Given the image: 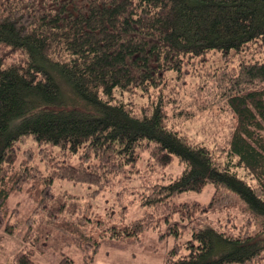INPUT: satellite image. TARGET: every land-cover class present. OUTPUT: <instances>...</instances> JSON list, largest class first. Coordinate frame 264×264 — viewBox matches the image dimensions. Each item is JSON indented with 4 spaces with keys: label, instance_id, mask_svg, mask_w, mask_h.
<instances>
[{
    "label": "trees",
    "instance_id": "obj_1",
    "mask_svg": "<svg viewBox=\"0 0 264 264\" xmlns=\"http://www.w3.org/2000/svg\"><path fill=\"white\" fill-rule=\"evenodd\" d=\"M142 151L152 168L173 156L183 168L142 187L139 219L107 224L53 190L59 178L95 196L137 173ZM73 154L78 165L64 162ZM209 183L259 216L257 231L205 227L179 242L172 223L166 263L264 264V0H0V231L21 223L13 194L32 201L8 264L49 252L75 264L59 241L91 264L101 239L139 242L193 218L202 206L174 199Z\"/></svg>",
    "mask_w": 264,
    "mask_h": 264
},
{
    "label": "rangeland",
    "instance_id": "obj_2",
    "mask_svg": "<svg viewBox=\"0 0 264 264\" xmlns=\"http://www.w3.org/2000/svg\"><path fill=\"white\" fill-rule=\"evenodd\" d=\"M135 99L139 98L135 97ZM22 148L33 149V162L46 172L47 164L39 158L35 142L30 139ZM21 158L20 152L16 160L17 166ZM64 162L72 165L79 164L76 154L65 157ZM149 162L147 151L140 152L137 173H126L118 177L111 186L95 196L91 194L95 189L94 186L59 178H55L53 190L57 194L67 193L89 202L96 217L104 219L107 224L112 225L120 221L129 223L141 218L145 213V208L141 206L139 199L142 187L163 175L177 176L183 168L176 156H173L171 163L163 168H152ZM9 200L11 206L19 209L18 219L21 223L13 234L0 231V264H8L13 254L22 247L21 236L25 229L23 219L32 208V201L24 192L13 194ZM184 201H196L203 210L191 219H181L174 215L169 223L162 222L159 231L143 232L139 242L101 239V245L91 264H167L166 253L174 243L173 236L168 234L169 225L172 223L178 224L181 231L179 242L190 238L193 230L205 227H216L233 234L245 231L253 233L258 229L260 217L248 210L246 204L235 193L222 185L215 186L209 183L199 192H183L174 199L175 203ZM160 233L164 234L161 239H159ZM58 236L60 235L55 233L57 239ZM59 242L57 247L70 256L75 264H87L81 249ZM58 257L57 252H49L36 253L33 258L36 264H56Z\"/></svg>",
    "mask_w": 264,
    "mask_h": 264
}]
</instances>
